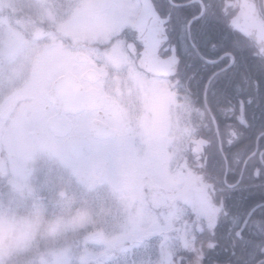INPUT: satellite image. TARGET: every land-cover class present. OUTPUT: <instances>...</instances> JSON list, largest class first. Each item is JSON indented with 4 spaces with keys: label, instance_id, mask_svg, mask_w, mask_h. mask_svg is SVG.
Segmentation results:
<instances>
[{
    "label": "flooded vegetation",
    "instance_id": "af4514ba",
    "mask_svg": "<svg viewBox=\"0 0 264 264\" xmlns=\"http://www.w3.org/2000/svg\"><path fill=\"white\" fill-rule=\"evenodd\" d=\"M235 2H226L232 5L227 11L232 17L239 9ZM118 31L112 28L102 36L70 41L76 50L73 62L84 67L76 72L69 65L50 81L42 111L48 114L39 115L34 94L26 93L36 70L32 64L30 70L27 64L13 65L12 73L2 75L0 82V122L9 123L8 131L15 132L20 148L17 154L0 151V213L19 221L8 214L22 210L27 221L37 223L44 240L53 232L60 241L75 242L79 264L123 260L133 237L142 236L136 243L145 244L154 235L143 226L171 223L180 204L203 192L191 144L197 129L208 128V113L205 116L198 105L147 72L145 61L135 55L131 35ZM14 69L19 70L17 75ZM68 72L78 78L76 107L59 110L49 93L56 79ZM23 79L26 82L20 84ZM29 120L51 124L62 135L61 150L34 126L28 128ZM4 136L3 143L13 139L8 133ZM71 136H76L70 141L76 144L75 155L67 148ZM35 138L42 151L51 150L60 163L56 170L48 171V165L31 155ZM132 139L147 150L143 163L132 162L117 150ZM116 155L127 163L121 172L116 170ZM77 209L87 210L88 216L77 218ZM56 222L60 230L51 231L49 224ZM85 241L108 244L94 253Z\"/></svg>",
    "mask_w": 264,
    "mask_h": 264
},
{
    "label": "snow or ice",
    "instance_id": "6c2138e0",
    "mask_svg": "<svg viewBox=\"0 0 264 264\" xmlns=\"http://www.w3.org/2000/svg\"><path fill=\"white\" fill-rule=\"evenodd\" d=\"M103 7L145 70L208 113V134L191 144L203 192L155 225L143 248L133 237L108 264H264V0H248L240 18L223 0ZM117 150L140 163L147 151L135 139Z\"/></svg>",
    "mask_w": 264,
    "mask_h": 264
},
{
    "label": "rangeland",
    "instance_id": "374dc122",
    "mask_svg": "<svg viewBox=\"0 0 264 264\" xmlns=\"http://www.w3.org/2000/svg\"><path fill=\"white\" fill-rule=\"evenodd\" d=\"M106 0H70L67 6L57 8L51 0H0V82L3 81L2 75L12 73L10 68L19 63L20 68L28 65V69L36 68L31 75V82L28 87L27 94L34 96V102L39 106L38 112L43 111L44 92L48 87L50 81L54 76L60 74L69 65L75 68V71L84 67L83 64L73 62L75 49L70 44L78 40L92 39L97 36L104 35V32L114 28L105 20V10L103 5ZM31 11V15H35L40 21L45 24H38L36 21L28 20L26 18L17 17L13 13L23 12L24 10ZM51 26L56 28L55 32L50 30ZM17 33V34H16ZM19 34V35H18ZM67 38V41L64 39ZM68 39H70L68 41ZM73 62V65H72ZM14 69L13 75L19 70ZM23 79L20 84L25 83ZM19 87L15 86L14 89ZM9 123L1 124L0 122V151L5 149L7 152L17 154L20 148L17 147V138L14 131H8ZM35 127L39 134L46 137L48 143L61 150L62 135L52 129L51 124H46L43 120L28 122L27 127ZM10 134L13 138L9 141L2 142L5 134ZM14 134V136H12ZM38 134V133H37ZM38 134V135H39ZM40 137V135H39ZM4 141V140H3ZM32 147L31 155L35 160L48 165L49 170H56V165H59L56 157L52 151H42L39 140L37 138L31 139ZM120 144V143H118ZM106 147L105 150H108ZM121 153V152H120ZM8 154L3 156V165H7ZM121 156H124L121 154ZM119 156L116 155V170L121 172L127 168L126 162H120ZM24 165V164H22ZM60 175V172H57ZM60 204V201H59ZM58 205V204H57ZM59 206V205H58ZM41 212L40 210H36ZM15 220L8 219L0 213V241L27 243L32 242V234L25 229H18ZM49 227L56 231L60 230L58 222ZM147 229V234L155 232V227H142V230ZM53 230V231H54ZM48 239H45V248L39 249V263L38 264H79L78 253L75 242L60 241V236L53 232H48ZM57 235V236H55ZM9 239V241L7 240ZM89 248H92L94 253L102 251L107 241H100V244L89 243ZM141 248L145 244L137 243ZM5 243H0V264H5L7 256L3 246ZM39 248L38 245H35ZM131 247V246H130ZM131 255V253H128ZM104 264H108L104 262Z\"/></svg>",
    "mask_w": 264,
    "mask_h": 264
},
{
    "label": "trees",
    "instance_id": "16d2710c",
    "mask_svg": "<svg viewBox=\"0 0 264 264\" xmlns=\"http://www.w3.org/2000/svg\"><path fill=\"white\" fill-rule=\"evenodd\" d=\"M57 8H62L64 6H67L70 2V0H51ZM223 2L226 4L227 0H223ZM230 8V7H229ZM227 8V11L228 9ZM17 17H30L32 21H36L38 24L42 23L45 24V22L40 21L35 15H31V11L28 9L27 11L17 12L13 13ZM230 15V13L228 12ZM51 28H54V26H51ZM50 28V29H51ZM205 116H207V113L204 111ZM199 133L200 135H207L208 134V128L206 129H197L196 133ZM19 211L16 212H9V218L18 217L20 218L19 221H23L24 225H26L25 229L28 230L29 232H34L32 234V242H27V243H18L14 242V240H11L13 242H10L9 239H7L9 242H6L5 245L3 246L5 254L8 256L7 262L5 264H38L39 263V249L45 248V241H44V236L40 234L39 230L37 229V223L35 222H29L27 221L26 214H24V211H20V215H12V213H18ZM35 245H38L39 248H36Z\"/></svg>",
    "mask_w": 264,
    "mask_h": 264
},
{
    "label": "water",
    "instance_id": "95a60500",
    "mask_svg": "<svg viewBox=\"0 0 264 264\" xmlns=\"http://www.w3.org/2000/svg\"><path fill=\"white\" fill-rule=\"evenodd\" d=\"M248 5V0H236L235 6H239V9L235 16L236 18H240L243 16L245 7ZM78 79L75 74L72 72H68L62 76H60L54 83L49 97L56 104L58 109H69L76 107V96L78 90ZM76 136H71L67 139V148L70 153L73 155L76 154V144L74 142H70L71 140H75ZM203 190V188H200Z\"/></svg>",
    "mask_w": 264,
    "mask_h": 264
},
{
    "label": "clouds",
    "instance_id": "9594fccd",
    "mask_svg": "<svg viewBox=\"0 0 264 264\" xmlns=\"http://www.w3.org/2000/svg\"><path fill=\"white\" fill-rule=\"evenodd\" d=\"M76 216H77V218H86L88 216V212H87V210L77 209L76 210ZM15 226L18 229H23L24 222L23 221H18V222H16V225ZM0 243H6V241H0Z\"/></svg>",
    "mask_w": 264,
    "mask_h": 264
}]
</instances>
